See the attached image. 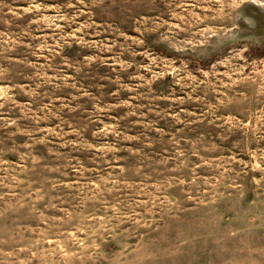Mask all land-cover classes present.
Returning <instances> with one entry per match:
<instances>
[{"label": "clouds", "instance_id": "clouds-1", "mask_svg": "<svg viewBox=\"0 0 264 264\" xmlns=\"http://www.w3.org/2000/svg\"><path fill=\"white\" fill-rule=\"evenodd\" d=\"M16 3L0 264H264V0Z\"/></svg>", "mask_w": 264, "mask_h": 264}, {"label": "rangeland", "instance_id": "rangeland-1", "mask_svg": "<svg viewBox=\"0 0 264 264\" xmlns=\"http://www.w3.org/2000/svg\"><path fill=\"white\" fill-rule=\"evenodd\" d=\"M16 7H17V9H21V8H23V7H26V5L23 3V0H17ZM17 139H19V140L22 141V140H23V137H18ZM134 143H135L134 141H128V142L125 144V151H124V152H120L119 155H120V156H124V155H126V154H127V150H128V148H129L131 145H133ZM12 160H13V162H14V161H15V157H13ZM114 163L117 165L116 170H117V171H120V170H122V167H123V165L125 164V161H124V160H117V161H115ZM70 179H71L70 177H66V178H65L66 181H68V180H70Z\"/></svg>", "mask_w": 264, "mask_h": 264}]
</instances>
